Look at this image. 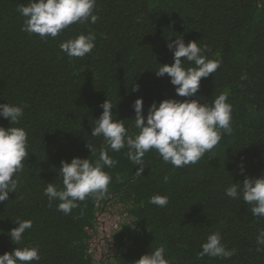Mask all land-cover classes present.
<instances>
[{
    "label": "trees",
    "instance_id": "1",
    "mask_svg": "<svg viewBox=\"0 0 264 264\" xmlns=\"http://www.w3.org/2000/svg\"><path fill=\"white\" fill-rule=\"evenodd\" d=\"M26 3L0 0V104L26 105L19 125L0 118V127H23L29 153L16 193L0 202V255L16 247L8 236L18 226L14 220L31 219L23 243L40 249L41 260L33 264H95L88 254V229L96 204L113 198L124 205L133 227L122 223L113 235L120 250L103 264H132L161 245L170 264H264V251L255 250L264 218L252 216L250 205L224 192L231 182L264 173V0H96L95 24L76 23L47 39L21 31L17 8ZM89 32L95 36L89 54L74 58L60 50V43ZM177 35L185 44L206 46L208 59L221 60L216 72L201 79L196 96L211 103L228 93L231 134L195 165L181 168L150 150L140 177L135 175L139 165L125 149L110 152L118 163L104 169L112 178L104 198H88L69 215L57 211L55 202L50 207L43 189L60 184V161L98 158L86 142L97 149L103 142L90 135L105 99L116 105L113 115L130 135L139 131L132 118L137 98L143 99L145 116L153 101L185 99L175 95L167 74L154 72L173 62L166 43ZM136 84L139 91L133 92ZM156 194L168 197L166 207L148 203ZM213 232L221 234L226 248L235 249L233 257L197 259Z\"/></svg>",
    "mask_w": 264,
    "mask_h": 264
},
{
    "label": "clouds",
    "instance_id": "2",
    "mask_svg": "<svg viewBox=\"0 0 264 264\" xmlns=\"http://www.w3.org/2000/svg\"><path fill=\"white\" fill-rule=\"evenodd\" d=\"M17 12L23 17L21 31L38 35L41 39L57 37L70 25L80 23L95 24L99 17L96 12V0H28L21 4ZM172 52L171 65H159L154 70L157 77L165 74L174 86L175 95L185 99H164L153 101L146 116L143 110V99L133 102L134 127L139 131L129 134L124 121L117 120L113 115L115 106L105 99L100 104L102 114L91 127L92 137L102 138L99 148L86 142L91 155L99 153L92 161L88 158H72L70 162L60 161L57 177L60 184H46L43 195L49 206L56 203V209L64 215L71 214L80 202L88 198L96 200L104 198L109 191L111 176L104 171L113 168L118 161L110 152L126 150L128 159L139 165L135 175L143 173L146 153L155 150L162 161L175 168L195 165L200 159L218 145L223 135L232 132V105L228 102V93L216 96L211 103L201 102L202 97L196 96L202 78H207L221 66V60L208 59L204 53L206 46H200L197 41L184 43L183 35H177L174 40L166 43ZM60 50L68 57L82 58L95 48V36L91 32L79 34L59 45ZM242 76L241 79H246ZM139 91V85L132 88ZM196 96L195 99H190ZM12 103L0 104V118L9 125H19L24 116V108ZM28 133L23 127H0V202L8 200L9 193H16L20 183V174L29 153ZM239 174L243 175L244 164L238 165ZM232 181V179H231ZM225 195L251 206L252 216L264 218V173L258 178L245 177L242 182H231L224 190ZM168 197L153 195L148 203L164 208L168 205ZM17 227L10 230L8 236L16 247L12 252L0 255V264H33L41 260L40 249L36 246L24 245V234L33 226L31 219H15ZM2 234V233H0ZM256 251H264V229H259L255 239ZM201 251L197 259L205 256L210 258L230 259L235 255V249L226 248L219 232L207 235L200 245ZM163 245L150 250L132 264H170Z\"/></svg>",
    "mask_w": 264,
    "mask_h": 264
},
{
    "label": "built area",
    "instance_id": "3",
    "mask_svg": "<svg viewBox=\"0 0 264 264\" xmlns=\"http://www.w3.org/2000/svg\"><path fill=\"white\" fill-rule=\"evenodd\" d=\"M113 198L96 204L97 212L90 235L88 254L95 264L109 263L120 250L113 239L114 233L122 229V223L133 227L132 221L124 211V205L113 203ZM112 203V204H111Z\"/></svg>",
    "mask_w": 264,
    "mask_h": 264
}]
</instances>
